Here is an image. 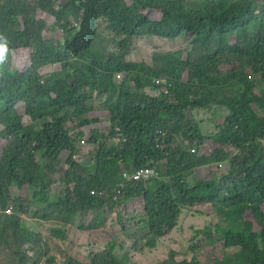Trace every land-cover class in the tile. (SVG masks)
Here are the masks:
<instances>
[{"label": "trees", "instance_id": "1", "mask_svg": "<svg viewBox=\"0 0 264 264\" xmlns=\"http://www.w3.org/2000/svg\"><path fill=\"white\" fill-rule=\"evenodd\" d=\"M38 13L52 16L63 37L45 38ZM99 18L121 40L118 53L93 48ZM151 36H192L194 49L187 55L158 53L155 67L128 61L132 39ZM0 37L7 42L0 63V138L6 141L0 154V258L6 253L7 260L0 264H55L48 243L28 221L64 242L69 227L100 229L107 214L128 203L145 208L149 233L138 251L157 248L177 227L183 207L210 203L222 219L242 222L243 229L216 226L223 247L239 250L209 263L264 264V0H0ZM19 50L27 59L24 70L12 68ZM235 62L222 72V65ZM54 65L60 71L45 73ZM160 78L169 93H149L148 87L159 89ZM98 97L106 102L109 132L80 131L101 122L90 119L88 110ZM21 103L29 125L19 114ZM205 107L226 113V126L209 140L188 117ZM75 130L93 151L89 161L79 159ZM178 136L188 146L175 145ZM211 144L209 154L197 153ZM65 153L69 168L61 172ZM219 163L228 168L187 181L188 172ZM153 167L160 178L125 177ZM55 184L63 185L58 195L51 194ZM15 187L27 196L15 195ZM63 264L138 263L129 253L119 261L112 246L92 252L88 262L67 255Z\"/></svg>", "mask_w": 264, "mask_h": 264}, {"label": "rangeland", "instance_id": "2", "mask_svg": "<svg viewBox=\"0 0 264 264\" xmlns=\"http://www.w3.org/2000/svg\"><path fill=\"white\" fill-rule=\"evenodd\" d=\"M6 2V0H2ZM33 1V0H29ZM62 4H60L61 6ZM38 23L44 25V37L56 42L63 37L61 30L57 29L55 19L49 14L38 13L36 15ZM76 27L80 28L79 23H75ZM192 36L179 37L173 40L159 38L158 36L151 37H136L132 39V46L126 59L132 62H142L155 67V56L158 53H170L176 51H184L187 55L189 51L194 49L191 44ZM235 41L234 37L230 41ZM121 40L117 37L116 32L111 28V25L104 19L99 18L95 22V35L93 39V48L104 53H118L120 51ZM27 64L26 56L23 51L19 50L14 53L12 68L20 70L25 69ZM237 63L232 65H222L221 70L225 72L227 69L235 68ZM60 71V66H48L45 73ZM135 86V82H132ZM148 92L155 93L154 88H148ZM156 94V93H155ZM19 114L23 117L25 125L31 124V119L25 113L24 104L17 106ZM89 118L101 119L100 123H94L90 127L81 129L89 133L92 129H99L101 132L108 133L110 127L108 125V112L106 111V102L103 97H98L88 102ZM226 113L219 108H208L191 110L188 113L189 119L194 121L199 128V132L204 138L210 139L212 135L218 133L222 127H225ZM78 130L72 132L78 155L81 161H88V156L91 147L88 144H82L79 140ZM87 140L86 138H84ZM5 140L0 138V154L5 145ZM81 143V144H80ZM175 145H185L188 143L178 136L174 140ZM215 148L214 145L203 147L197 153H210ZM192 150V149H190ZM96 151V150H95ZM229 151L233 149L229 148ZM69 153H65L60 165L65 172L69 166L66 165ZM37 158L42 160L40 154ZM218 165H208L195 169L193 172L186 174L187 181L191 184L198 180L210 179L214 174L221 173L226 167L225 163ZM228 168V167H227ZM226 168V169H227ZM56 179L60 175L54 176ZM63 190V185L55 184L51 188L52 195H58ZM15 195L27 196L26 190L13 188ZM12 211V208H11ZM108 221L106 225L97 230H80L78 226L69 227L68 238L62 242L53 238L49 230H44L35 222L28 221L31 230L39 232L43 239L49 245V254L54 256L55 264H63L67 255L74 257L81 262H88L92 252H106L114 246L115 254L119 261L125 258L129 253L132 262L138 264H161L164 260L173 259L175 261H188L192 264H210V260L214 259L219 254L234 253L238 248L225 249L221 241L223 234L216 230V226L230 228L235 226L237 229H243L242 222L232 223L224 220L210 203L195 207H183L180 219L176 228L171 230L166 236L159 239L158 246L155 249L147 248L144 251L136 249L137 243L141 241L148 233L149 228L146 223L145 208L142 203L139 205L128 203L124 207L119 206L113 212L106 215ZM84 218L79 217V223ZM93 215L87 217V223L92 221ZM78 223V224H79ZM173 253V255H171ZM7 254L1 255L0 261H6ZM41 264H46L42 262Z\"/></svg>", "mask_w": 264, "mask_h": 264}, {"label": "built area", "instance_id": "3", "mask_svg": "<svg viewBox=\"0 0 264 264\" xmlns=\"http://www.w3.org/2000/svg\"><path fill=\"white\" fill-rule=\"evenodd\" d=\"M118 79L122 80L123 76L122 75H118ZM157 85H159L161 87V89L164 91V93H168V87L165 81L162 80H156L155 81ZM159 134L164 135V133H162L161 131H159ZM117 141H121V139H117ZM123 141H126L125 139ZM85 142L82 141V144H84ZM219 167H222V164L219 163L218 164ZM159 170L157 169V167H153V168H142L139 169L133 173H127L125 175L126 179L129 181H147L153 178H160L159 176ZM123 187H125L124 184H122ZM10 212V211H8Z\"/></svg>", "mask_w": 264, "mask_h": 264}, {"label": "clouds", "instance_id": "4", "mask_svg": "<svg viewBox=\"0 0 264 264\" xmlns=\"http://www.w3.org/2000/svg\"><path fill=\"white\" fill-rule=\"evenodd\" d=\"M7 51V42L4 40L3 37H0V63H3L4 59H5V53ZM156 80H162V81H165L166 84H167V87L169 88V84L167 82L166 79H163V78H160V79H156ZM155 80V81H156ZM156 83V82H155ZM157 85V84H156ZM159 87V89L157 90L156 88L155 89V93H151V94H154V95H159L160 93H164V91L161 89V87L159 85H157ZM149 88V87H148ZM147 88V89H148ZM150 93V92H149ZM168 93H169V90H168ZM168 93H164V94H168ZM218 165V164H217Z\"/></svg>", "mask_w": 264, "mask_h": 264}, {"label": "crops", "instance_id": "5", "mask_svg": "<svg viewBox=\"0 0 264 264\" xmlns=\"http://www.w3.org/2000/svg\"><path fill=\"white\" fill-rule=\"evenodd\" d=\"M133 204V203H132ZM134 204H136V203H134ZM136 205H139V204H136Z\"/></svg>", "mask_w": 264, "mask_h": 264}]
</instances>
